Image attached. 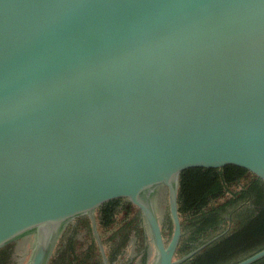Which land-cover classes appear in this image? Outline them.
I'll list each match as a JSON object with an SVG mask.
<instances>
[{
    "label": "water",
    "instance_id": "water-1",
    "mask_svg": "<svg viewBox=\"0 0 264 264\" xmlns=\"http://www.w3.org/2000/svg\"><path fill=\"white\" fill-rule=\"evenodd\" d=\"M223 168L264 185V0H0V251L14 246L12 264H49L82 218L109 264L96 213L116 200L139 211L146 264H182L217 237L177 255L180 177ZM139 247L111 264H141Z\"/></svg>",
    "mask_w": 264,
    "mask_h": 264
},
{
    "label": "trees",
    "instance_id": "trees-1",
    "mask_svg": "<svg viewBox=\"0 0 264 264\" xmlns=\"http://www.w3.org/2000/svg\"><path fill=\"white\" fill-rule=\"evenodd\" d=\"M120 211L124 212V217L118 224L115 218ZM178 211L183 233L178 256L217 237L182 264H236L264 249V185L245 171L223 168L182 173ZM97 216L100 233L104 232L107 237L102 243L108 244L109 264L124 252L132 231L141 243L144 242L139 211L131 204L123 200L108 202L98 209ZM79 224L88 225L85 218L79 219ZM124 234L127 238L122 240ZM91 240L90 245L83 248L76 238L65 232L49 264H102L95 239ZM138 249L140 251L141 247ZM7 253V248L0 251V264ZM146 263L145 253L141 264ZM253 264H264V257Z\"/></svg>",
    "mask_w": 264,
    "mask_h": 264
},
{
    "label": "flooded vegetation",
    "instance_id": "flooded-vegetation-1",
    "mask_svg": "<svg viewBox=\"0 0 264 264\" xmlns=\"http://www.w3.org/2000/svg\"><path fill=\"white\" fill-rule=\"evenodd\" d=\"M98 211V210H97ZM121 213H119L118 215H123V217H124V212H122V211H120ZM86 220H87V223H88V225L87 226H82V225H80L79 224V220H77L74 224H71L70 226H68L67 227V229H66V233H67V236H69V237H74V238H76V240L78 241V242H80V244L83 246V248H86V247H88L89 245H90V243L91 242H89L88 244H86V243H84V240L82 239V237H80V236H82L83 234L85 235V236H87V238H90V237H92V238H94V235H93V230H92V226H91V222L89 221V219L88 218H85ZM116 222L118 223L119 221L117 220L118 219V216H116ZM123 219V218H122ZM121 219V220H122ZM96 222H97V230H100V228H99V223H98V216H97V213H96ZM140 223V220H138V224ZM142 224V223H141ZM117 225V224H116ZM64 232V233H65ZM100 232V231H99ZM127 238V235L126 234H124V236L122 237V240H125ZM121 240L118 238L117 239V242H120ZM134 241H137V243H138V239H137V237L135 236V234H134V231H132L131 232V234L128 236V238H127V246H126V248H128L129 247V245H131V243H133ZM136 244V243H135ZM142 245H143V247L140 249V251H139V253H140V255L142 256L143 254H147V258H148V253H149V251H148V248H147V245H146V243H145V240H144V242L143 243H141ZM126 248L124 249V251L126 250ZM7 249H8V253H7V256H6V258L5 259H1V260H4L3 261V264H12L14 261H15V255H16V253H15V249H14V246L13 245H11V246H9V247H7ZM99 250V249H98ZM100 258H101V255H100ZM108 259V258H107ZM142 259V258H141ZM101 261H102V259H101ZM1 263V262H0Z\"/></svg>",
    "mask_w": 264,
    "mask_h": 264
}]
</instances>
